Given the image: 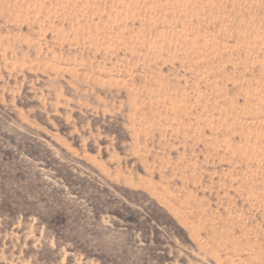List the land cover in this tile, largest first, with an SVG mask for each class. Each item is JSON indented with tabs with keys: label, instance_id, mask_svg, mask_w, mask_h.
I'll return each instance as SVG.
<instances>
[{
	"label": "rangeland",
	"instance_id": "rangeland-1",
	"mask_svg": "<svg viewBox=\"0 0 264 264\" xmlns=\"http://www.w3.org/2000/svg\"><path fill=\"white\" fill-rule=\"evenodd\" d=\"M0 264H264V0H0Z\"/></svg>",
	"mask_w": 264,
	"mask_h": 264
}]
</instances>
